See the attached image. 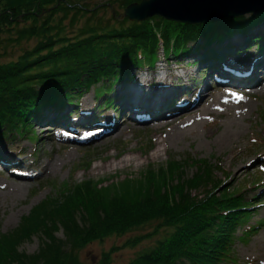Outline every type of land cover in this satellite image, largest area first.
<instances>
[{"label": "trees", "instance_id": "1", "mask_svg": "<svg viewBox=\"0 0 264 264\" xmlns=\"http://www.w3.org/2000/svg\"><path fill=\"white\" fill-rule=\"evenodd\" d=\"M63 1L51 0L48 5H56L48 9L40 0L0 7V35L16 24L9 36L0 37V43H7L0 48V145L32 131L46 116L44 111L78 106L91 87L96 100L104 96L96 109L114 107L112 92L133 81L138 70L154 69L158 61L167 64L166 59H173L179 67L205 64L200 71L204 78L209 69L233 56L244 65L264 57V8L188 24L159 16L118 20L108 5L119 14L140 0H108L106 6L93 5L96 12L104 8L98 18L110 12L102 32L97 31L100 26L74 31V20L72 31H66L65 13L53 24L56 12L69 7L70 0ZM29 39L35 42L23 46ZM238 39L240 44L235 43ZM16 45L20 53L8 58ZM186 163L197 167L191 176L184 174ZM215 167L207 159L168 158L149 163L136 177L111 180L107 188L94 179L63 182L33 205L16 227L0 233V264H83L79 254L90 244L136 231L121 245L102 249L97 264H111L115 251L145 242L151 244L127 264H239L230 247L233 232L261 200L255 201L259 194L248 200L243 188L225 182L229 174L225 180L215 178ZM254 180L255 188H264L263 179ZM59 230L62 237L56 235ZM33 236L38 249L21 250Z\"/></svg>", "mask_w": 264, "mask_h": 264}, {"label": "rangeland", "instance_id": "2", "mask_svg": "<svg viewBox=\"0 0 264 264\" xmlns=\"http://www.w3.org/2000/svg\"><path fill=\"white\" fill-rule=\"evenodd\" d=\"M30 1L35 0H0V7L3 3L16 6ZM40 1L46 9L56 5H48L51 0ZM84 2L89 5L84 4V7L78 10L77 6ZM98 3L106 6L109 2L108 0H70L69 7L56 12L53 24L57 21L56 16L59 17L65 13L67 17L64 21L62 20V24L63 27L66 25V31H75L83 26L86 28L100 26L97 31L102 32L110 12L107 11L104 13L106 16L98 18L100 15L98 12H104V8L97 9L98 12L93 11L97 7L93 5ZM250 6L249 4L246 8ZM71 20H74L75 25L72 30ZM15 27V23L9 24L6 28L13 30L5 29L6 33H2L0 37L5 38L7 34L9 36ZM23 42V46H27L32 45L35 40L29 39ZM235 43L240 44L241 40H235ZM4 44L7 43L1 42L0 48ZM241 47L238 46V48ZM19 53L20 46L16 45L10 49L7 57L10 58L12 54L11 57L14 58ZM231 59L227 62H231L230 66L237 63L235 64L236 74L230 71L209 77L208 82L196 89V91L199 90L194 94L198 97L194 102L195 96L188 103L179 105L181 109L184 108L183 110L172 115L167 113L170 116L162 114L159 119L152 121L146 118V122H139V124H135L129 118L117 117L116 120L111 121L110 125L116 126L117 123L120 125L112 129V133L105 132V127L95 128L92 135H85L83 131H76V129L71 131L56 125L51 126L48 124L53 123L51 118L56 114L44 111L43 115L46 114V118L41 119L39 124L34 123L32 131L12 136L7 141V146L0 145V149L3 150L1 151L3 160L0 161V233L16 227L21 217L27 214L33 205L47 195L54 194L63 182L94 179L107 188L111 180H122L126 176L136 177L137 173L149 163L157 165L166 162L168 158L181 161L185 157H191L207 159L213 167L218 166L214 168V177L219 180H225L226 175L229 174L225 182L234 181V184L243 188L248 200H251L253 195L259 194L260 199L259 197L255 199L257 202L261 200L260 203L258 202L259 205L235 227L230 247L239 264L261 263L264 253L259 255L258 250L260 247L264 248V188H255L252 183L255 178L264 180V74L258 77L260 72L256 69L254 72L259 79L249 80L250 84L237 79L234 75L241 71L242 68L238 66L242 64L239 63L238 55ZM166 60L168 67L175 66L173 59ZM162 63L165 64L166 61ZM156 65L161 67L159 62ZM191 68H186L188 71H194L191 79H187L185 71L181 77L187 81L188 85L196 86L198 80L192 78L196 77V70L200 66L195 64ZM145 70L141 69L136 75L133 87L137 88L139 81L142 82L144 90L142 94H149L141 100L149 106L153 104L150 98L158 101L160 96L164 97L167 89L154 92L152 87L148 86L151 85L148 82H155L153 79L155 77L163 78L162 83L166 86L176 81L163 71L152 75V78L145 74ZM181 79L179 82L183 81ZM241 96L243 99L240 98ZM102 98L104 96L96 100L94 89L91 87L79 100L80 104L75 105L78 108L76 117L82 110L91 109L92 105L102 101ZM215 104H217L216 108ZM139 110L142 111L141 108ZM68 128L75 127L68 125ZM96 131L101 132L98 138L93 135ZM87 134L90 133L87 132ZM161 139H164L163 143L159 142ZM123 159L128 160L122 161ZM44 165L51 166L52 169L49 168V171L45 173L42 171ZM96 165L104 168L95 169ZM196 168L194 164L186 163L183 167L184 174L191 176L196 172ZM13 176L20 179H15ZM106 191L110 190L106 189ZM257 222L262 223L249 233L244 232L249 225ZM135 233L137 234V231ZM133 234L107 238L103 243L94 242L80 252V259L83 264H97L102 249H108L114 244L121 245L128 236ZM56 235L62 237V231L59 230ZM149 244L151 242L142 243L136 248L115 251L111 264H127L137 251ZM38 245V238L33 236L31 240L23 243L20 249L26 253H33L38 249Z\"/></svg>", "mask_w": 264, "mask_h": 264}, {"label": "water", "instance_id": "3", "mask_svg": "<svg viewBox=\"0 0 264 264\" xmlns=\"http://www.w3.org/2000/svg\"><path fill=\"white\" fill-rule=\"evenodd\" d=\"M250 8H246L247 5ZM115 19L144 21L153 16L168 21L197 24L225 16L240 15L264 8L263 0H140L128 4L122 12L108 5ZM200 15H197V14Z\"/></svg>", "mask_w": 264, "mask_h": 264}, {"label": "bare ground", "instance_id": "4", "mask_svg": "<svg viewBox=\"0 0 264 264\" xmlns=\"http://www.w3.org/2000/svg\"><path fill=\"white\" fill-rule=\"evenodd\" d=\"M257 1V0H256ZM167 76V75H166ZM263 83H264V81H263ZM206 93V92H205ZM216 105L217 104H215V108H216ZM220 106V105H219ZM205 111H207V109H205ZM171 121H173V119L171 120ZM230 124H232V123H230ZM120 125V123H117L116 124V126H114V127H112L111 129H109V130H105V132H111V130L113 129H115L117 126H119ZM121 127V126H120ZM119 127V128H120ZM100 131H96L93 135H95L96 136V138H98V137H100L99 135H100ZM90 137H92V136H90ZM160 143H163L164 142V139H161L160 141H159ZM125 160H128V159H123L122 161H125ZM56 167V166H55ZM49 168H51V166L50 167H48L47 165H44L43 167H42V171H44L45 173H47L48 171H49ZM99 168H101V169H103L104 167L103 166H95V169H99ZM52 169V168H51ZM15 179H20V178H17V177H15V176H13ZM21 178H25V177H21ZM18 185V184H17ZM262 253H264V248L263 247H260V250H258V254L259 255H263ZM263 261L261 262V263H259V264H264V259H262Z\"/></svg>", "mask_w": 264, "mask_h": 264}, {"label": "snow or ice", "instance_id": "5", "mask_svg": "<svg viewBox=\"0 0 264 264\" xmlns=\"http://www.w3.org/2000/svg\"><path fill=\"white\" fill-rule=\"evenodd\" d=\"M240 98H241V99H243V97H242V96H241Z\"/></svg>", "mask_w": 264, "mask_h": 264}]
</instances>
